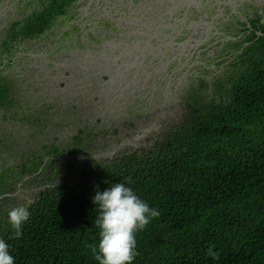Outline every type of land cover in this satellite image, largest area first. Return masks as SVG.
<instances>
[{
	"label": "flooded vegetation",
	"instance_id": "flooded-vegetation-1",
	"mask_svg": "<svg viewBox=\"0 0 264 264\" xmlns=\"http://www.w3.org/2000/svg\"><path fill=\"white\" fill-rule=\"evenodd\" d=\"M263 24L264 0H0V106L8 72L31 74L81 118L56 134H70L68 157L124 162L226 96Z\"/></svg>",
	"mask_w": 264,
	"mask_h": 264
},
{
	"label": "trees",
	"instance_id": "trees-1",
	"mask_svg": "<svg viewBox=\"0 0 264 264\" xmlns=\"http://www.w3.org/2000/svg\"><path fill=\"white\" fill-rule=\"evenodd\" d=\"M243 56L226 96L201 104L191 127L166 149L108 167L110 182L130 186L161 213L136 233L133 264H264V33ZM8 88L1 83L2 103ZM46 153L61 154L60 146ZM46 156L0 162V196L38 171ZM96 189L49 185L27 204L31 215L18 239L7 222L10 207L0 203V238L15 264H98L87 247L99 241ZM209 247L219 259L208 256Z\"/></svg>",
	"mask_w": 264,
	"mask_h": 264
},
{
	"label": "rangeland",
	"instance_id": "rangeland-1",
	"mask_svg": "<svg viewBox=\"0 0 264 264\" xmlns=\"http://www.w3.org/2000/svg\"><path fill=\"white\" fill-rule=\"evenodd\" d=\"M11 84L10 96L4 106H0V162L4 166L17 164L34 153L46 154L51 142L60 145V152L69 150L70 134H62L58 140V130H63V125L70 121H79L81 118H75L72 115L64 116L67 107L63 103H56L47 96L49 88L44 89L43 82L36 81L32 75L18 73L11 69L7 75ZM223 92V93H222ZM209 93V91H208ZM219 93V94H218ZM223 89L215 90V95H225ZM207 98H212L207 96ZM176 133H172L167 138L165 144L162 141H155L154 147L151 145L149 154L166 149L169 141L176 138ZM87 142L82 147V152L93 155L95 152L89 146L90 142L97 138V133L87 131ZM65 136V137H64ZM153 148V149H152ZM149 149H142L145 154ZM66 155L54 154V159L48 158L40 168V174L37 176H28L16 184V189L7 194L6 197L0 196V203L5 206L14 207L21 204H29L34 201L43 189L49 185H65L69 183L81 182L94 186L109 185L105 181L113 179L111 170L108 167H114V161L103 163V160L86 159L82 157H68ZM138 153V152H136ZM58 156V158H57ZM133 156H138L134 154ZM104 160H107L105 158ZM99 161V162H97ZM42 176V177H39Z\"/></svg>",
	"mask_w": 264,
	"mask_h": 264
},
{
	"label": "clouds",
	"instance_id": "clouds-1",
	"mask_svg": "<svg viewBox=\"0 0 264 264\" xmlns=\"http://www.w3.org/2000/svg\"><path fill=\"white\" fill-rule=\"evenodd\" d=\"M105 183L109 186L100 191L97 185L92 197L94 205L98 207L95 224L99 230V241L87 247L91 249L93 259L98 261V264H133L138 255L136 233L142 231L161 213L157 208L150 207L125 183ZM30 215L29 206L25 204L7 210V222L11 225L15 238L22 236L23 224L28 221ZM9 247V244L0 238V264H15ZM213 247H209L207 254L213 259H219V252L214 251Z\"/></svg>",
	"mask_w": 264,
	"mask_h": 264
}]
</instances>
